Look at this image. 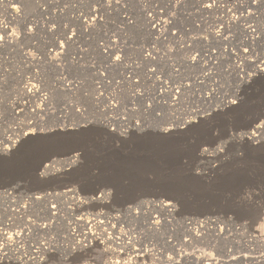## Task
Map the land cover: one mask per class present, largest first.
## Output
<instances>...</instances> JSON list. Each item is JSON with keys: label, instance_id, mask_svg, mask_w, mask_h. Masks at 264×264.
Masks as SVG:
<instances>
[{"label": "rangeland", "instance_id": "obj_1", "mask_svg": "<svg viewBox=\"0 0 264 264\" xmlns=\"http://www.w3.org/2000/svg\"><path fill=\"white\" fill-rule=\"evenodd\" d=\"M0 23V144L23 140L0 264H264V0H0Z\"/></svg>", "mask_w": 264, "mask_h": 264}, {"label": "bare ground", "instance_id": "obj_2", "mask_svg": "<svg viewBox=\"0 0 264 264\" xmlns=\"http://www.w3.org/2000/svg\"><path fill=\"white\" fill-rule=\"evenodd\" d=\"M177 1V0H176ZM153 24H154V22H152ZM160 24V23H159ZM154 27V26H153ZM158 27H160L157 23L155 24V27H154V29L156 30ZM6 27L4 26V24H1L0 23V29L3 31V32H5L6 31V29H5ZM157 31V30H156ZM10 36V35H9ZM10 37H12V36H10ZM10 39V38H9ZM145 56V55H144ZM147 57V56H146ZM256 69H255V72L256 73H258V74H260V73H264V69H261L260 67H255ZM246 78H252V77H249V76H246ZM32 84V83H31ZM29 87H31V88H29ZM33 90H35V89H33V85L32 86H30V83H28V85L26 86V87H24V91L26 92V93H30L31 91H33ZM236 97V96H235ZM225 100H227V97H226V99ZM224 101V100H223ZM223 105H227L228 107H231V108H236V106L235 105H233V102H232V100H227V101H224L223 102ZM264 108V107H263ZM242 110V109H241ZM228 111V110H227ZM226 112V111H225ZM232 113H235V111L233 110V112ZM183 125H185L186 127H188V126H190V123L186 120V121H184L183 122ZM169 130H171V129H169L168 128V131ZM255 131L258 133V131H260V129L259 128H255ZM87 133V132H86ZM85 133V134H86ZM238 133V132H237ZM21 134V133H20ZM20 134H18L19 136V138L21 139L22 137V135L23 134H25L24 132L20 135ZM261 134V133H260ZM14 135V134H13ZM15 136V135H14ZM26 137V136H25ZM28 137V136H27ZM26 137V138H27ZM231 137H234V138H237V139H239L240 141H244V142H247V143H253L254 141H256L257 139H256V137L257 136H255V133H250V132H241L240 134H233V135H231ZM230 137V138H231ZM18 138V139H19ZM233 138V139H234ZM23 139V138H22ZM25 139V138H24ZM232 139V140H233ZM17 143V145H15L14 143ZM28 142V141H27ZM259 142V141H258ZM4 143H8L11 147V149L10 150H14V149H16V148H18L19 147V153H20V151H22V150H20V147L23 145V140H18L17 141V139H15L14 140V137H10V136H7V137H4ZM4 143H1L0 144V148L1 149H7L6 147H4V146H2ZM255 143V142H254ZM7 144V145H8ZM6 145V144H5ZM251 146V145H250ZM24 147V146H23ZM221 149V148H220ZM7 152V151H6ZM207 153V151L206 150H200V155H205ZM69 189V188H68ZM66 190V189H65ZM67 192V191H66ZM66 192H64L65 194H66ZM75 191L74 190H72V191H68V193H74ZM101 195V194H100ZM96 195L95 196V199H97V200H101V199H103V196L101 195ZM39 196V195H38ZM38 196H34V197H38ZM40 197V196H39ZM153 203L154 204H156V205H159V206H161V207H163V208H167V207H169V206H171V205H169L170 203L169 202H167V201H165L164 202V200H162V199H160V200H158V199H156V200H154L153 201ZM52 208V207H51ZM126 208V207H125ZM128 209H130V208H128ZM192 223H194V222H191L190 224H186L187 225V227H188V230H189V232L191 233V234H193V230L195 229L193 226H192ZM191 225V226H190ZM46 226V225H45ZM44 226V224L42 223V224H39V227L40 228H42V227H45ZM87 228H90L89 226L87 227ZM86 238L85 239H83L82 241H86V243L87 244H83L82 243V241H81V244L79 245V247H81V248H85V247H87V246H90L91 244H90V241H93L94 243H96V244H99L100 246H102L103 247V244L102 243H99L98 241H94L93 240V235H92V233L89 231V232H86ZM251 235V234H250ZM255 239V238H254ZM92 242V243H93ZM117 253H120V252H117ZM122 253V252H121ZM123 254V253H122ZM118 255V254H117ZM119 255H121V254H119ZM144 257V256H143ZM5 258H8L6 255H3V254H0V260H4ZM121 261V260H120ZM127 263V262H126ZM126 263H124V262H117V261H115V262H110L109 264H126ZM129 263V262H128Z\"/></svg>", "mask_w": 264, "mask_h": 264}, {"label": "water", "instance_id": "obj_3", "mask_svg": "<svg viewBox=\"0 0 264 264\" xmlns=\"http://www.w3.org/2000/svg\"><path fill=\"white\" fill-rule=\"evenodd\" d=\"M11 173V170L9 167L7 166H4V165H0V176H5V175H8ZM1 187H9L8 184L7 186L6 185H3V184H0V188Z\"/></svg>", "mask_w": 264, "mask_h": 264}, {"label": "snow or ice", "instance_id": "obj_4", "mask_svg": "<svg viewBox=\"0 0 264 264\" xmlns=\"http://www.w3.org/2000/svg\"><path fill=\"white\" fill-rule=\"evenodd\" d=\"M117 59H119V57H117ZM193 59H195V58H193ZM153 71H155V70H153ZM177 92H179L180 91V89L179 88H176L175 89ZM135 94V93H134ZM139 95L142 97L143 96V93H139ZM177 99H179L178 97H177ZM151 107V103H148V108H150ZM147 109H145V111H146Z\"/></svg>", "mask_w": 264, "mask_h": 264}]
</instances>
